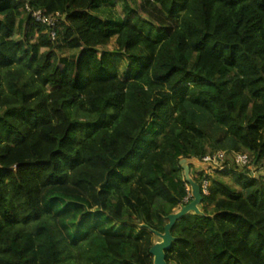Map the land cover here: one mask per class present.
Segmentation results:
<instances>
[{"label":"trees","instance_id":"16d2710c","mask_svg":"<svg viewBox=\"0 0 264 264\" xmlns=\"http://www.w3.org/2000/svg\"><path fill=\"white\" fill-rule=\"evenodd\" d=\"M123 1L0 0V264H152L95 218L162 232L191 200L181 158L264 159V0ZM190 174L208 192L167 263L264 264V175Z\"/></svg>","mask_w":264,"mask_h":264},{"label":"water","instance_id":"95a60500","mask_svg":"<svg viewBox=\"0 0 264 264\" xmlns=\"http://www.w3.org/2000/svg\"><path fill=\"white\" fill-rule=\"evenodd\" d=\"M179 166L183 170L184 179L189 186L191 200L166 216V223L163 226L162 232L153 230V234L157 240L149 249V253L152 255V264H168L165 253L171 248L172 242L175 240V237L171 234V228L174 223L188 213L202 214L199 208L202 200L201 188L190 175V166L196 170H204L206 168L212 170L218 169V166L213 165L211 162H205L198 157H183L179 160ZM139 226L143 227L144 224L140 223Z\"/></svg>","mask_w":264,"mask_h":264},{"label":"rangeland","instance_id":"374dc122","mask_svg":"<svg viewBox=\"0 0 264 264\" xmlns=\"http://www.w3.org/2000/svg\"><path fill=\"white\" fill-rule=\"evenodd\" d=\"M128 1H129L128 3L130 5H133L134 2L137 3L136 0H128ZM104 8H105L104 12L100 13V15L102 17H104V18H109V17L117 18V17H119L120 18V17H122L123 11H124V9H123L124 8V1L123 0H113L111 5H109V6L106 5V6H104ZM141 13L143 15V12H141ZM14 38H20V36L18 34H15ZM113 48H114V39H112L111 42L108 44V46L103 48V49H109L110 50ZM103 49H101V50H103ZM77 52H78L77 50H71V51L66 52V55L72 56V55L77 54ZM120 67L122 68L123 65ZM216 151H226V150L218 149ZM216 151H214V152H216ZM210 170L211 169L206 168V169H204V172H206L208 174V173H210ZM231 175L232 174H230L229 176H231ZM233 175H235V174L233 173ZM231 177H227L225 175L222 178L225 181H227L230 185L234 186V182H233ZM46 208H49V206H46ZM89 217H91V216H89ZM73 218L74 217H71V216H67L64 218V224L66 226L65 231H67L69 233V236L74 234V232L76 230L77 221L73 220ZM95 220H101L103 223V226H105L107 229H111L110 227H113L111 230L115 233L122 232L125 234H130L133 237H139L140 243L142 246V250H143L142 255L144 254L143 256L145 258V262L148 263L149 257L146 253L147 248L157 240V238L152 233L143 230L141 227H136V226H126V227L124 226L121 228H117V226L109 218H106L103 215H98L95 218ZM92 229L100 231V226L97 227V225H94V226H92ZM70 233H72V234H70Z\"/></svg>","mask_w":264,"mask_h":264},{"label":"built area","instance_id":"2783aa9c","mask_svg":"<svg viewBox=\"0 0 264 264\" xmlns=\"http://www.w3.org/2000/svg\"><path fill=\"white\" fill-rule=\"evenodd\" d=\"M26 8L35 21L41 22L42 24H45L47 26H53L55 24V17L44 15L39 10H31L28 6H26ZM52 36H54V32H52ZM201 160L205 162H211L213 165L218 166V169H221L225 165V163L231 162L232 164L236 165L239 169L246 170L251 177L264 175V159L256 161L254 156L245 151H216L212 154H206L202 157ZM208 185V181L206 179H203L200 188L201 191L205 194H207L208 192ZM186 189L189 190V187L187 186ZM188 196H190V194ZM187 198L188 197H186L184 201H187Z\"/></svg>","mask_w":264,"mask_h":264}]
</instances>
